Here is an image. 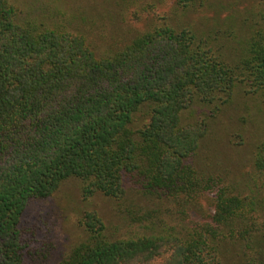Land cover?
I'll return each mask as SVG.
<instances>
[{"label": "trees", "instance_id": "16d2710c", "mask_svg": "<svg viewBox=\"0 0 264 264\" xmlns=\"http://www.w3.org/2000/svg\"><path fill=\"white\" fill-rule=\"evenodd\" d=\"M189 1L176 5L186 9ZM17 16L0 0V264H220L224 241L243 244L244 264H264V199L237 192L217 169H198L207 124L185 118L194 105L213 118L233 89L264 108V27L228 63L167 18L98 52L80 32ZM141 110L147 121L133 129ZM250 166L254 189L264 192V139ZM69 178L79 182L83 200L99 195L119 204L130 192L154 204L176 200L179 222L169 225L167 209L145 205L125 218L138 232L113 237L89 210L78 221L82 241L56 262L33 258L26 209ZM208 195V220L181 217L191 211L187 204Z\"/></svg>", "mask_w": 264, "mask_h": 264}, {"label": "rangeland", "instance_id": "374dc122", "mask_svg": "<svg viewBox=\"0 0 264 264\" xmlns=\"http://www.w3.org/2000/svg\"><path fill=\"white\" fill-rule=\"evenodd\" d=\"M9 1L17 8L19 22L30 20L48 28L59 26L71 33L80 32L98 52L113 51L145 30L149 22L159 23L167 18L173 24L191 29L211 44L225 61L232 63L241 55L251 32L264 27V0H190L186 9L177 7L176 0ZM206 110L194 105L189 114H185L187 119L200 117L207 124L194 160L198 169H217L216 174L227 176L223 178L236 184L237 192L249 190L250 195L262 203L264 192L254 189L259 182L255 180L254 185L251 181L250 164L254 147L264 139V108L256 97L233 89L228 103L222 105L213 118L208 117L211 113ZM146 121L145 111L141 110L133 117L131 127L139 128ZM211 197L196 198L187 204L191 210L185 209L188 216L183 211L181 217L208 220L213 210ZM144 199L130 192L119 204L99 195L83 200L79 182L69 178L50 197L29 203L22 225L28 229L30 255L35 258L34 253H38L56 262L71 246L84 239L78 221L89 210L98 213L109 235L129 237L138 232V227L127 223L128 213L154 204ZM160 201L154 205L167 209L166 222L169 225L179 222V211L174 205L178 202ZM260 210L263 214L264 207L258 208ZM243 251V244L224 241L219 253L220 264H244Z\"/></svg>", "mask_w": 264, "mask_h": 264}]
</instances>
